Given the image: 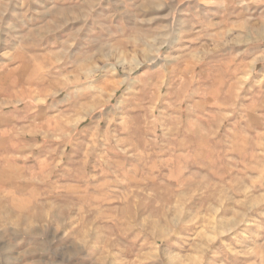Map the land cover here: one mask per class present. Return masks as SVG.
Returning a JSON list of instances; mask_svg holds the SVG:
<instances>
[{"label":"rangeland","instance_id":"rangeland-1","mask_svg":"<svg viewBox=\"0 0 264 264\" xmlns=\"http://www.w3.org/2000/svg\"><path fill=\"white\" fill-rule=\"evenodd\" d=\"M0 264H264V0H0Z\"/></svg>","mask_w":264,"mask_h":264},{"label":"bare ground","instance_id":"bare-ground-1","mask_svg":"<svg viewBox=\"0 0 264 264\" xmlns=\"http://www.w3.org/2000/svg\"><path fill=\"white\" fill-rule=\"evenodd\" d=\"M93 72H94V71H93ZM88 75H89V74H88ZM75 80H76V79H75ZM72 81H73V80H72ZM161 91H162V90H161ZM82 115H83V114H82ZM85 116H86V115H85ZM82 118H83V117H82ZM78 119H79V118H78ZM83 120H85V119L83 118ZM83 120H81V121H83ZM81 121H80L79 123H81ZM76 123H77V122H76ZM76 123H75V126H78V125H77L78 123H77V124H76ZM211 196H212V195H211ZM159 237H160V236H159ZM162 237H163V236H162ZM162 237H161V238H162Z\"/></svg>","mask_w":264,"mask_h":264}]
</instances>
